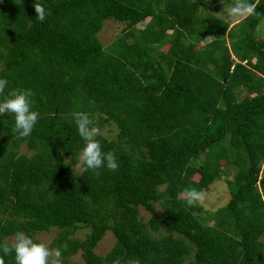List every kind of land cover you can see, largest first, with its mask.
I'll use <instances>...</instances> for the list:
<instances>
[{
	"label": "trees",
	"instance_id": "1",
	"mask_svg": "<svg viewBox=\"0 0 264 264\" xmlns=\"http://www.w3.org/2000/svg\"><path fill=\"white\" fill-rule=\"evenodd\" d=\"M209 1L0 0L5 93L30 89L40 114L27 138L0 115V244L56 229L60 264L77 254L84 264H264V42L254 35L264 0L235 30L205 11ZM108 21L125 28L104 48ZM77 112L117 129L96 137L117 171H76ZM229 167L224 207L186 205L185 188L207 191ZM107 232L115 243L101 257Z\"/></svg>",
	"mask_w": 264,
	"mask_h": 264
},
{
	"label": "clouds",
	"instance_id": "2",
	"mask_svg": "<svg viewBox=\"0 0 264 264\" xmlns=\"http://www.w3.org/2000/svg\"><path fill=\"white\" fill-rule=\"evenodd\" d=\"M259 0H233L232 6L226 10L228 18L239 19L255 13ZM36 17L44 22L50 15L43 4L33 6ZM9 81L0 77V115H11L14 120L13 130L19 138L29 137L39 119V112L33 110V92L30 89H14L5 93ZM78 134L84 141L79 152L81 174L88 171L107 168L115 172L119 168L118 157L114 152H105L96 137L100 129L94 123L93 117L86 112H77L73 116ZM206 193L195 188H185L183 196L187 206L202 204ZM11 255L14 264H60L62 252L60 249H50L45 243L39 242L31 235L17 231L11 242L0 244V264H4V257ZM51 258V259H50Z\"/></svg>",
	"mask_w": 264,
	"mask_h": 264
},
{
	"label": "rangeland",
	"instance_id": "3",
	"mask_svg": "<svg viewBox=\"0 0 264 264\" xmlns=\"http://www.w3.org/2000/svg\"><path fill=\"white\" fill-rule=\"evenodd\" d=\"M232 6V3H226L225 0H211L208 4H205L203 8L205 11L215 15L220 18L225 23H228L232 28L234 24L238 23L245 17L239 19H231L227 17L226 10ZM202 8V9H203ZM145 24H140L136 27V29L141 30ZM125 28L124 24H119L113 21L105 22L103 29L98 35L99 41L103 45L104 48H107L119 35L122 34L123 29ZM232 30H235L233 27ZM255 39L257 41L264 42V18L259 22L258 26L254 32ZM212 39L207 38L202 46L209 43ZM131 42V40H129ZM117 134V129L115 127H104L100 129L99 135L105 136L107 138H115ZM22 152H26V148H21ZM79 160V159H78ZM202 162V160H201ZM77 172L81 171V168L75 167ZM236 173L235 167H229L224 169L221 173V177L210 186L207 191H203L206 193V198L202 204H199L204 211L206 212H214L221 207H224L229 199L230 192L228 189L227 182L232 181L233 177ZM261 177H264V163L261 166ZM197 176L194 177V180H197ZM155 208L158 212H163V206L160 203L155 204ZM139 218L143 223H147L150 219V214H148L143 208L139 210ZM57 230L52 229L48 233H39L37 235V240L39 242L45 243L49 248L52 243L54 237L56 236ZM88 233V229H80L73 237L77 240H83L85 235ZM115 243V238L111 232H107L102 239V241L98 244L95 249L96 254L101 257H104L113 247ZM51 259V258H50ZM69 264H84L80 254L74 255L69 259Z\"/></svg>",
	"mask_w": 264,
	"mask_h": 264
}]
</instances>
